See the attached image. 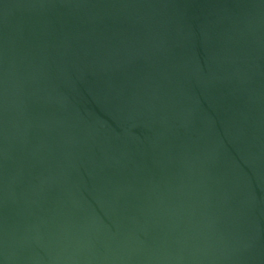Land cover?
<instances>
[{"label": "water", "instance_id": "obj_1", "mask_svg": "<svg viewBox=\"0 0 264 264\" xmlns=\"http://www.w3.org/2000/svg\"><path fill=\"white\" fill-rule=\"evenodd\" d=\"M0 264H264V0H0Z\"/></svg>", "mask_w": 264, "mask_h": 264}]
</instances>
